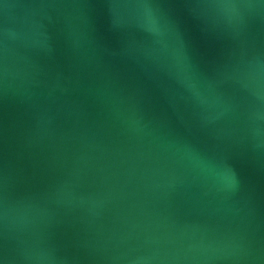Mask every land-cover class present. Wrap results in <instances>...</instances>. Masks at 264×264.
<instances>
[{"label":"water","instance_id":"95a60500","mask_svg":"<svg viewBox=\"0 0 264 264\" xmlns=\"http://www.w3.org/2000/svg\"><path fill=\"white\" fill-rule=\"evenodd\" d=\"M0 264H264V0H0Z\"/></svg>","mask_w":264,"mask_h":264}]
</instances>
